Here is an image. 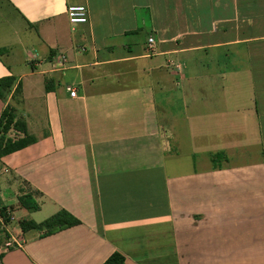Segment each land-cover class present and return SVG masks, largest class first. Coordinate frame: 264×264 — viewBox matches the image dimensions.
I'll return each instance as SVG.
<instances>
[{
	"label": "crops",
	"instance_id": "crops-1",
	"mask_svg": "<svg viewBox=\"0 0 264 264\" xmlns=\"http://www.w3.org/2000/svg\"><path fill=\"white\" fill-rule=\"evenodd\" d=\"M5 78L0 264H264V0H0Z\"/></svg>",
	"mask_w": 264,
	"mask_h": 264
},
{
	"label": "trees",
	"instance_id": "trees-1",
	"mask_svg": "<svg viewBox=\"0 0 264 264\" xmlns=\"http://www.w3.org/2000/svg\"><path fill=\"white\" fill-rule=\"evenodd\" d=\"M14 83L13 78H5L0 80V98L4 96L5 92L12 87ZM21 93V88H18L16 94ZM14 109L9 108L5 113L4 117L0 122V158L5 157L9 154L20 151L31 144L32 140H27V137L20 139H8L7 135L13 128L15 130L25 133V125L19 122H15ZM39 207L31 197H21L19 203L16 207L8 210L0 204V219L4 223H9L11 220V215L18 210H27L36 212ZM79 222L68 212L60 211L56 215L47 219L43 223L37 226L38 230L45 231L43 237H48L60 233L62 231L76 227ZM27 225V224H25ZM5 233L1 222H0V236ZM104 264H126V260L120 253H114Z\"/></svg>",
	"mask_w": 264,
	"mask_h": 264
},
{
	"label": "built area",
	"instance_id": "built-area-1",
	"mask_svg": "<svg viewBox=\"0 0 264 264\" xmlns=\"http://www.w3.org/2000/svg\"><path fill=\"white\" fill-rule=\"evenodd\" d=\"M68 19L73 28L78 26H84L89 23V11L86 6H70L67 11ZM148 52L151 56L156 54V44L153 38L149 39L148 43ZM72 97L76 96L75 92L71 93ZM7 168L0 161V178L7 173ZM2 193V189L0 187V195ZM20 247V242L16 239H13L11 242L7 244V248H16Z\"/></svg>",
	"mask_w": 264,
	"mask_h": 264
},
{
	"label": "rangeland",
	"instance_id": "rangeland-1",
	"mask_svg": "<svg viewBox=\"0 0 264 264\" xmlns=\"http://www.w3.org/2000/svg\"><path fill=\"white\" fill-rule=\"evenodd\" d=\"M178 124V123H177ZM180 127H182V123H179L178 124ZM164 131H165V133H166V125L164 124ZM178 131H180V130H178ZM180 136L182 137V133L180 132ZM182 139V138H181ZM18 218V219H20L21 217H20V215H18V216H15L14 217V215H13V220H10V222L9 223H4L1 219H0V222H1V225H2V228H3V230H4V232L5 233H3L1 236H0V243H3V242H6V241H8V239H9V233H8V231L9 232H11L12 231V229L14 230H18V225L17 224H15V223H17L18 221H17V219H15V218ZM33 219H35V218H33ZM36 220V219H35ZM18 223H20V221L18 222ZM6 230H8V231H6Z\"/></svg>",
	"mask_w": 264,
	"mask_h": 264
}]
</instances>
